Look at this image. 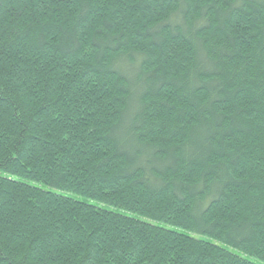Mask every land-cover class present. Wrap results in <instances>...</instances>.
Listing matches in <instances>:
<instances>
[{
	"label": "trees",
	"instance_id": "trees-1",
	"mask_svg": "<svg viewBox=\"0 0 264 264\" xmlns=\"http://www.w3.org/2000/svg\"><path fill=\"white\" fill-rule=\"evenodd\" d=\"M234 250L264 262V0H0V264Z\"/></svg>",
	"mask_w": 264,
	"mask_h": 264
},
{
	"label": "rangeland",
	"instance_id": "rangeland-1",
	"mask_svg": "<svg viewBox=\"0 0 264 264\" xmlns=\"http://www.w3.org/2000/svg\"><path fill=\"white\" fill-rule=\"evenodd\" d=\"M127 68H130V65H129V67H127ZM130 70H131V68H130ZM135 105H136V101H133V102H132V106H131V108H134ZM64 194H68V193H67V192H64ZM107 208H109V209H116V208H113V207H111V206H108ZM234 251H235L236 253H238V254H241L242 256H245V257L249 258L251 261H253V262L257 263V264H264L263 261H261V260L255 258V257L247 256V255L243 254L242 252H240V251H238V250H234Z\"/></svg>",
	"mask_w": 264,
	"mask_h": 264
}]
</instances>
